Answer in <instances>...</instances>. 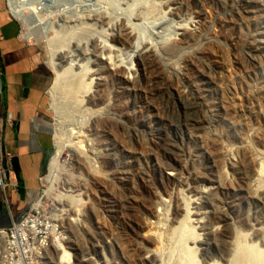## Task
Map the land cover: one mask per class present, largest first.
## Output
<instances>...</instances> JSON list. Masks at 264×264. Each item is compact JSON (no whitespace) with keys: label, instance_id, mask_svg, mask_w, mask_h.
Returning a JSON list of instances; mask_svg holds the SVG:
<instances>
[{"label":"rangeland","instance_id":"374dc122","mask_svg":"<svg viewBox=\"0 0 264 264\" xmlns=\"http://www.w3.org/2000/svg\"><path fill=\"white\" fill-rule=\"evenodd\" d=\"M21 5L27 16L24 24L19 21L21 34L32 38L26 43L49 67L50 89L56 77L49 55L53 39L68 42L72 71L96 67L110 53L113 60L126 59L147 49L144 74L137 63L131 67L132 84L113 83L106 68L91 101L73 104L58 94L56 109L49 97L54 155L43 172L40 197L66 207L62 218L73 244H81L75 245L81 264H183L173 232L182 218L176 212L180 204L201 213L190 224L204 241L197 245L199 264L224 249L225 218L241 222L247 243L264 251V237L250 231L252 211L264 219V204L242 201L252 173L239 150H264V0H22ZM0 8L10 13L9 1L0 0ZM121 24L133 30L134 45L125 42ZM188 65L194 69L191 85L184 77ZM119 86L129 96L122 101ZM102 94L111 102L97 109ZM59 133L65 152L59 169L51 170ZM169 173L175 179L168 180ZM218 181L232 188L217 199L208 189ZM213 224L221 229L211 234Z\"/></svg>","mask_w":264,"mask_h":264},{"label":"bare ground","instance_id":"6f19581e","mask_svg":"<svg viewBox=\"0 0 264 264\" xmlns=\"http://www.w3.org/2000/svg\"><path fill=\"white\" fill-rule=\"evenodd\" d=\"M8 1H9L10 13L13 15L14 18H16L18 21H21V23L24 24V22L27 21V16L25 14L24 8L21 5L22 0H8ZM119 28L124 33L125 42L131 46L134 45L135 34L133 30L125 24H121ZM27 29L28 31H30L32 30V27L27 24ZM83 30L86 31L87 34L89 29L88 27H84ZM21 37L26 41L32 40V38L28 35L24 37L21 34ZM182 37L184 38L185 36ZM39 38H41V36H39ZM39 40H37V42ZM49 41L50 40H47V42ZM53 42L54 44H52V41L49 42L51 46L49 55H50V66L56 71V73L54 74L56 75V77L54 84L49 91V95L53 101L52 106L56 109L60 108L59 103H57L59 97L58 94H62L63 96L67 97L69 99V103L71 102L73 104L82 105L86 100L91 101L92 94L98 92L99 87H101L104 84L103 70H105L106 68H109L111 75L113 76V83H117V84L133 83L135 72L132 71L131 67L134 63H137L139 69L144 74L145 63L142 54L145 53L147 49H140L138 48L137 44L136 47L139 50H136V52L128 56V58L126 59L118 58L113 60L110 53L106 57V60L100 59L96 67L91 68L90 66H84V67H80L77 71H72V67L70 65V62L72 61L71 53L69 52V50L64 49L65 47H68L67 46L68 42L66 41V39H61V38H57L56 40L53 39ZM53 49H62V50L54 51ZM101 50L103 52V48H101ZM199 63L204 65V63L201 62L200 60ZM190 64L194 65L195 61L194 60L190 61ZM127 65H129V67ZM191 65H188L184 70V77L190 85H191V81L189 79V74L192 70H194ZM149 72L147 73V75H149ZM93 88L95 89L93 90ZM119 91H120V86H119ZM134 93L137 94V91L135 89H134ZM130 94L131 95L133 94V90L130 92ZM139 96L141 97L140 98V102H141V100L145 98L146 93L144 92L142 93V95L139 94ZM107 97L108 96H106V94H102L99 96V104L97 105V109H103L106 106L110 105L111 99H108ZM124 97H129V96L123 95L120 91L118 94V98H120V100L122 101ZM108 129L110 130V128ZM56 138H57V142L55 146H56L57 158H55L54 161L51 163L50 165L51 170L59 169L60 159L62 158L65 152L64 149L65 146H63L62 136L60 135V133ZM239 150L245 154V158H246L245 161L248 164V169L250 173H252V179L246 187V192H245L246 198L242 197L245 198L246 200H242L240 198L237 199H239L240 201L242 200L245 203L247 202L246 204L247 205L249 204V206L252 205L251 202H257V203L261 202L264 204V150L253 151V149H251L252 150L251 151L247 148L246 149L239 148ZM169 171L172 170L169 169ZM173 177H174L173 174L171 173L167 174L168 180L175 179ZM219 181L214 186L208 189L209 191H212L214 193L217 199L222 191H230L232 188L231 186L228 185L227 186L225 185V187L221 186ZM54 190H56L55 187ZM57 197L59 198L58 200L61 201L60 199L62 198V195L59 194L57 195ZM58 200H56L55 202H57ZM204 200H206V202H209L206 196L204 197ZM238 202L234 201V203H238ZM208 204L209 207L213 209L214 212L217 213V210L214 208V206L211 203ZM36 205L40 206L39 203H36ZM249 209L251 208L249 207ZM176 212L182 216L179 226L175 227L173 230L176 239L177 249L179 251V256L182 259L183 264H199L197 260L198 256L196 254L198 251L197 245L202 244V242L204 241H201L199 239V237L201 236H198L196 229L192 228L193 225L190 224L192 222H195L192 219V217L193 216L198 217L201 213L200 214L192 213V211H190L188 206L184 207L181 204L179 208H177ZM252 212H255L253 217L254 224H253V228H251L250 231H252L254 236L262 238L264 237V219L263 217L259 216L257 210L254 209ZM224 220L226 221L225 225L228 226L227 229L229 230V232L226 233L227 235H225V237L222 238L224 239L225 247L222 251H217V252L214 251L215 254L206 256V261H207L206 264H264V251L262 250L260 251L255 244L247 243L248 242L246 240L247 231L241 228V226L239 227V225H241V222H239L240 224H237L236 220H227L226 218ZM220 223L222 224V226H224L222 219L220 220ZM220 229H221L220 226L214 225L211 228L210 233L211 234L216 233ZM72 233L68 230H62V236H61L62 247L53 248V246H49V245L40 246V253H41L40 264H81L79 259L82 251L79 252V249H76L75 247V245H77L79 242L75 245L73 244L74 239L72 240V235H73ZM6 236H7V229H0V239H5ZM76 237H78L77 234ZM214 249L216 250V248ZM3 251H10V244H3ZM37 258H38V251H31L30 260H37ZM220 261H223L224 263H219ZM0 264H8V257H1Z\"/></svg>","mask_w":264,"mask_h":264},{"label":"crops","instance_id":"0c3cea01","mask_svg":"<svg viewBox=\"0 0 264 264\" xmlns=\"http://www.w3.org/2000/svg\"><path fill=\"white\" fill-rule=\"evenodd\" d=\"M52 74L39 50L21 37L19 21L0 8V119L10 183L0 188V229L18 223L41 195L54 155L49 89Z\"/></svg>","mask_w":264,"mask_h":264},{"label":"built area","instance_id":"2783aa9c","mask_svg":"<svg viewBox=\"0 0 264 264\" xmlns=\"http://www.w3.org/2000/svg\"><path fill=\"white\" fill-rule=\"evenodd\" d=\"M5 159L6 154L0 147V187L3 189L10 183L6 181L10 180L11 176V172L5 166ZM64 211L65 209L60 205L58 207L53 204L48 205L41 197L38 198L31 204L21 221L7 228L5 239H0V258L8 257V264H40V246L62 247V230H69L62 218ZM76 217L79 219L78 215ZM3 244H10V251H3ZM31 251H38L37 260H30ZM82 259L83 255L79 261Z\"/></svg>","mask_w":264,"mask_h":264}]
</instances>
